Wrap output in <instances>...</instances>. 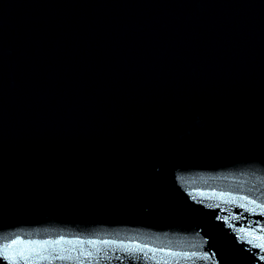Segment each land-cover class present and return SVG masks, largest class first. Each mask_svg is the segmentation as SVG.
Segmentation results:
<instances>
[{
  "label": "water",
  "instance_id": "water-1",
  "mask_svg": "<svg viewBox=\"0 0 264 264\" xmlns=\"http://www.w3.org/2000/svg\"><path fill=\"white\" fill-rule=\"evenodd\" d=\"M0 264H264V0H0Z\"/></svg>",
  "mask_w": 264,
  "mask_h": 264
}]
</instances>
